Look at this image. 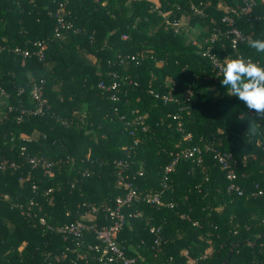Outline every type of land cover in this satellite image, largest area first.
Here are the masks:
<instances>
[{"label":"trees","instance_id":"1","mask_svg":"<svg viewBox=\"0 0 264 264\" xmlns=\"http://www.w3.org/2000/svg\"><path fill=\"white\" fill-rule=\"evenodd\" d=\"M155 1L0 0V264H100L91 231L76 240L56 228L107 223L87 206L111 205L123 193L118 169L137 190H161L158 205L133 202L126 211L139 215L117 234L134 264H220L231 245L225 264H264V123L247 131L252 114L228 95L220 73L212 78V60L202 55L235 59L217 31L227 28L224 11L242 0ZM254 1L251 13L264 15V0ZM60 4L78 30L52 37ZM235 25L244 35L237 51L264 63L248 46L264 39V20L239 16ZM36 40L46 42L41 61L8 50L33 51ZM41 78L42 112L17 120L35 106L29 91ZM112 80L116 88L106 89ZM192 145L200 159H179L163 187L164 166ZM206 147L232 154L240 194L227 190ZM30 157L41 158L32 165Z\"/></svg>","mask_w":264,"mask_h":264},{"label":"built area","instance_id":"2","mask_svg":"<svg viewBox=\"0 0 264 264\" xmlns=\"http://www.w3.org/2000/svg\"><path fill=\"white\" fill-rule=\"evenodd\" d=\"M255 6L254 0H242L239 5H236L235 7H230L224 11V14L221 16L220 21L223 22L226 25L225 31H217L221 35H224L228 37L229 40V46L230 48L235 52V58H249L244 57L241 55L240 52L237 51V45L238 43L244 41V35L238 29V27L235 25V18L239 16H244L246 20L249 21H256V20H264V15H258V14H252L251 10ZM190 7L193 8L194 12L201 13L202 10L198 7H195L192 3ZM63 11V4H60L58 8L55 11V24L52 30V37H61V35L71 29V31L75 32L78 29L73 28L72 24L64 19V16L62 15ZM177 23H172V25H176ZM217 33H212L209 40L212 41L216 38ZM122 38H125V35H121ZM32 45L35 47V50L30 51L27 48H21L19 46H14L9 48L8 50L16 55H21L23 57L29 56L33 54L38 60L44 59V49L46 47V42L44 40H36L32 43ZM202 55H208L212 60V66L214 71V75L212 78H215L217 75H219V70L214 62L216 59L209 55L207 51H204ZM130 60H135L134 55H130L128 57ZM253 60V59H252ZM255 62H258L261 66H264V63L259 62L258 60H253ZM206 78V76H204ZM134 83V82H133ZM42 85H43V79H38L37 81H34L31 84L30 87V95L32 99L35 101V106L33 108H27V109H20V113L17 117V120L21 119V115L25 113H32V114H40L42 112L43 102L44 99L42 98ZM99 87H104L102 83H98ZM117 86V83L112 80L110 83V86L106 87L108 90H113ZM21 89L18 90L20 92ZM151 94H153L155 97H160L163 102L170 101L172 98L167 97L166 95H158L157 93H153L150 91ZM110 98L114 100L116 97L112 93L110 95ZM173 119L177 118V115L171 116ZM179 125V124H178ZM129 134H132V131H128ZM188 137V135H186ZM209 149L211 151L212 158L215 160V162L219 165V167L223 170L225 178L229 181L227 190L229 191H235L237 194L241 193L240 187L234 182L236 178L235 174V159L229 152H220L215 148H205ZM201 150L198 146L192 145V146H184L174 152L173 156L171 157L170 161L164 166L163 168V176H162V186H165V183L167 181V174L172 170L173 166L179 159H193L196 160L200 159ZM41 157H30L29 163L32 165H36L39 163ZM120 168H123L126 166L125 160H118L115 163ZM4 161L0 163V167H3ZM10 165H13L12 163ZM119 176V181L121 185L124 187V191L122 194L116 196L113 200V203L111 205H105L102 207L95 206V205H88V215H92L91 218L94 217L93 213H95L97 210H101L104 214L105 220H107V223L103 224H96L95 222L86 224L83 220L76 219L72 222H69L67 224H64L62 226H58L56 228L57 231L62 233L63 235H70L72 238H75L76 240L81 238V232L83 230L91 231L94 235V238L96 239L97 243L93 245V249L98 252L97 260L100 264H134L135 263V257L132 255H127L126 253V247L123 244H120L117 240V234L120 231V229L123 227L125 220L127 217H132L139 215V212H129L126 211L130 205L133 202H139L142 201L146 204H160V193L159 191H140L137 190L135 187H133L129 182H122L121 179V173L120 169H118L117 172ZM261 191H257V194H260ZM30 204V202H29ZM171 206V204H169ZM23 214V211L20 212ZM92 213V214H90ZM95 218V217H94ZM39 223L44 224V220L42 218H39ZM47 228H50V226L46 225ZM158 228L150 227L149 232L157 233ZM65 238V237H64ZM160 238L156 234V237L154 239V243L156 245L159 244Z\"/></svg>","mask_w":264,"mask_h":264},{"label":"clouds","instance_id":"3","mask_svg":"<svg viewBox=\"0 0 264 264\" xmlns=\"http://www.w3.org/2000/svg\"><path fill=\"white\" fill-rule=\"evenodd\" d=\"M248 46L257 53H264V39H249ZM223 79L220 84L229 96L242 102L252 118L248 119L249 133H255L264 123V66L251 58L235 59L226 56L214 61ZM191 98L190 92L188 93Z\"/></svg>","mask_w":264,"mask_h":264},{"label":"water","instance_id":"4","mask_svg":"<svg viewBox=\"0 0 264 264\" xmlns=\"http://www.w3.org/2000/svg\"><path fill=\"white\" fill-rule=\"evenodd\" d=\"M242 243H247V241H242ZM237 244H239V243H237ZM232 247H233V245H231V246L229 247V250H228V252H227L226 257L223 259V261H222L220 264H225V263L228 261V259H229V257H230V253H231Z\"/></svg>","mask_w":264,"mask_h":264},{"label":"rangeland","instance_id":"5","mask_svg":"<svg viewBox=\"0 0 264 264\" xmlns=\"http://www.w3.org/2000/svg\"><path fill=\"white\" fill-rule=\"evenodd\" d=\"M87 58H88V60L91 61V62L94 60V57H93L92 55H87ZM2 101H3V99L0 98V102H2ZM20 136L25 137V138H28L27 135L22 134V133L20 134ZM83 216L86 217V216H87V213H86L85 215H83ZM19 249H20V247H19Z\"/></svg>","mask_w":264,"mask_h":264},{"label":"crops","instance_id":"6","mask_svg":"<svg viewBox=\"0 0 264 264\" xmlns=\"http://www.w3.org/2000/svg\"><path fill=\"white\" fill-rule=\"evenodd\" d=\"M154 2H156L155 0H153ZM179 23H184L183 21H180ZM131 249H133V247L129 246Z\"/></svg>","mask_w":264,"mask_h":264}]
</instances>
